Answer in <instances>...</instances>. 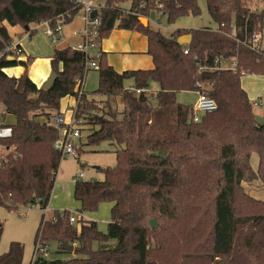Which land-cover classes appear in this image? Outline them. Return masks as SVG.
Masks as SVG:
<instances>
[{
    "label": "trees",
    "instance_id": "obj_1",
    "mask_svg": "<svg viewBox=\"0 0 264 264\" xmlns=\"http://www.w3.org/2000/svg\"><path fill=\"white\" fill-rule=\"evenodd\" d=\"M145 1L147 6L139 8L141 0H109L101 12L97 44L116 27L140 31L147 37L154 65L119 71L101 50L94 93L106 99L97 102L82 89L90 69L84 53L72 46L54 50L51 66L58 75L50 89L38 87L29 76L30 58L10 59L2 54L12 43L4 22L29 27L48 21L56 26L61 15H65L64 24L71 22L79 7L72 0H0V105L16 118L11 133L0 136V205L13 210L31 204L41 209L48 206L63 157L54 147L59 130L47 121L61 112L65 97L74 96L80 129L90 130L81 152L85 144L106 142L116 155V164L107 168L106 180L76 181L80 226L70 222L72 212L67 209L56 212V220L42 215L35 238V264H264V200L244 186L255 180L264 186V124L258 122L255 105L241 83L243 75H264V49L244 42L246 36L262 29L264 10L252 11L248 0H206L215 29L177 28L167 36L144 25L137 13L123 14L117 4L129 2L147 16L162 4L172 22L182 15L198 14L199 0ZM233 23L236 36L229 35ZM185 33L191 34V41L181 44L178 37ZM221 57H235L236 69H211ZM18 64L25 67L20 76L5 71ZM203 65L207 69H201ZM152 81L158 83L154 96L147 91ZM199 84L208 85L219 106L195 120L193 105L179 102L177 93L198 91ZM230 95L234 106L247 115L250 134H239L234 143L227 144L222 113L223 100L228 101ZM117 96L124 105L123 118L111 106ZM231 115L232 120H243L234 110ZM199 146H216L218 153L205 156ZM254 152L259 156L256 169L251 162ZM191 160L215 163L218 184L186 182L197 175L190 166H182ZM102 202L112 203L106 231L95 220L83 218V213L96 211ZM151 219L156 220L155 227ZM1 231L0 224V236ZM110 239H116V244L110 245ZM53 241L75 244L79 256L45 259L42 250ZM23 254L22 243L12 242L0 256V264H22Z\"/></svg>",
    "mask_w": 264,
    "mask_h": 264
},
{
    "label": "rangeland",
    "instance_id": "obj_2",
    "mask_svg": "<svg viewBox=\"0 0 264 264\" xmlns=\"http://www.w3.org/2000/svg\"><path fill=\"white\" fill-rule=\"evenodd\" d=\"M248 6L257 13L264 10L263 0H248ZM125 5H129V2ZM200 12L198 14H188L176 17L174 21L170 22L166 15H162L159 19H150V26L156 30H160L163 34L169 36L177 29H198L203 27H210L215 29L217 27L209 14L206 0H199ZM81 12H79L71 22L65 23L61 26L60 32H56L53 35L47 34L48 25L44 22L31 23L29 29L34 30L32 36L29 35V31L26 30L21 24L11 25L7 27L12 35L14 44L20 42L21 46L25 50V53L32 57V61L29 63L28 74L38 80V83L42 86L48 77L52 73L50 56H53L56 48H61L66 45L74 46L77 42L82 40L80 31L85 29V22L80 18ZM6 25V24H5ZM262 40L261 47L264 49V23L261 29ZM22 55L17 56L18 59L22 58ZM108 59V57H107ZM109 61V59H108ZM119 63V61L117 60ZM119 65H121L119 63ZM16 73H20L23 70V65L18 64L6 68ZM49 70V75L44 81L39 78L40 73H44ZM14 76V75H12ZM242 86L246 89L250 99L252 97L263 96V104H258V107H254L256 115L264 114V75L246 74L241 79ZM99 85V71L98 69L91 68L85 77L84 89L90 99H94L97 102L106 99V96L95 94L94 91ZM158 89V83L152 81L150 87L147 89L150 96H154ZM199 97V92L192 90H184L177 93V100L181 103L194 105ZM154 101V97H151ZM258 99V97L256 98ZM73 100V99H72ZM67 99L62 100L61 109H64L67 105ZM75 102V101H74ZM75 104V103H74ZM101 106L103 104H100ZM114 110L118 112V117H124V105L120 97L114 98V102L111 103ZM2 105H0L1 113ZM62 111V110H61ZM65 112V111H62ZM69 114V113H68ZM201 114V113H200ZM202 115V114H201ZM68 115H66L67 117ZM264 117V116H262ZM0 118H2L0 114ZM68 118V117H67ZM9 120L10 118H6ZM83 141L85 142L90 130L85 128L83 130ZM252 161L254 167L258 166L257 155L253 156ZM60 169L55 184V191L48 204L51 211L40 209L39 204L29 205L27 207L21 206L18 210L9 209L4 205H0V224L2 225V231L0 236V256L8 251L12 242H20L24 248L22 264H35V258L33 254L35 252V238L39 228L42 213L46 214V218H52V214L62 211L70 210L76 216L79 215L80 206L77 204V200L74 196L75 173L82 172L85 177L84 180H106L110 174L107 170L108 167H113L116 164V155L109 148L108 143H103L100 146H90L88 144L83 145L82 154L80 159L73 157H63L60 163ZM99 167V168H97ZM75 183V184H74ZM245 189L255 196L256 198L264 200V186L260 180L252 182H244ZM112 204L111 202H102L98 209L94 212L83 213L84 219L95 220L98 222V227L102 231L107 230L108 221L111 218ZM227 215L224 217L226 220ZM76 226H80L79 221H75ZM116 239H110L109 244H116ZM78 245V244H76ZM62 244L53 241L49 243L48 249L44 250L42 256L48 260H68L78 257L74 250H65ZM95 249L98 248V244L95 243Z\"/></svg>",
    "mask_w": 264,
    "mask_h": 264
},
{
    "label": "crops",
    "instance_id": "obj_3",
    "mask_svg": "<svg viewBox=\"0 0 264 264\" xmlns=\"http://www.w3.org/2000/svg\"><path fill=\"white\" fill-rule=\"evenodd\" d=\"M143 17H145L147 19V23L149 24L150 20L148 19L147 15L141 16L140 17L141 21H142ZM4 24H6V27H7V25L9 23L4 22ZM25 28H26V30L29 31V35L32 36L33 35V33H31L32 30H30L29 27H25ZM7 29H8V27H7ZM8 31H9V29H8ZM10 35H11V33H10ZM11 37H12V35H11ZM12 43H14L13 38H12ZM15 44H20V42H17ZM20 46H21V44H20ZM98 47H99L100 51L102 50L104 52H107V57L109 59V63L111 65H113L119 71H123L126 69L152 68L154 65L151 55H149L147 52V50H148L147 37L144 33L137 31V30L116 27L113 29V31L111 32V34L108 37L102 39L101 44ZM19 55L23 56L22 58H24V59H22V60H24V61L29 60V58L31 59V61L33 60L29 54L25 53V50L23 49V47H22V53L21 54L14 52L11 55H9V58H15ZM51 57L52 56L49 57V60H51ZM117 60L119 61V63L121 65H119ZM28 67H29V64H28ZM24 69H25V67L23 66L22 72H20V73L18 72L16 74H14V72L10 71L11 69L7 70L5 68V71L11 76L14 75V76L18 77L24 72ZM48 75H49V70H47L44 73H40L39 78L46 80ZM30 77L38 85V87H43V85L41 86L38 83L37 79L33 78L32 76H30ZM84 82H85V79H84L83 85H82L83 88H84ZM131 83H132V81H130L129 85ZM195 92H197V91H195ZM257 97H258V99H256ZM257 97H255V96L252 97V101H253V104L258 107L259 103L263 104V96L258 95ZM64 99L68 100L66 107L64 109H61L62 111H65V112L61 111V112H55L53 114L63 113L65 116L68 115L67 116L68 118L67 117L66 118H67V120H69L73 117V115L75 113L77 99L74 96H67ZM223 105H224V110H225L224 113H222V118H224V120L222 122L223 141L226 142L227 144L228 143L232 144V143H234L235 139L239 136V134H243L244 136L250 134L249 133V119H248L247 115H245L241 110L237 109L234 106L232 95H230V97L228 98V101H227V98L225 97V99L223 100ZM233 110L237 114H239L240 117L243 118V120L241 122H239L237 119L232 120L228 117V115H231V111H233ZM0 114L2 116V118H0V136L9 135L11 133V125L15 123L16 118L12 114H9V113L6 114L3 106L1 108ZM260 116L262 117V116H264V114H262ZM7 117L10 119L7 120L6 119ZM44 118L45 117H40V119H44ZM227 120H228V122H226ZM47 123L49 124L48 121H47ZM59 136H60V131H59ZM198 150H199V153L204 154L205 156H216L218 153V149L216 146H199ZM204 150L206 151L205 153L203 152ZM81 154H82V152H81ZM255 155H257L258 162H259L258 154L256 152H254L252 154V158H251L252 165L254 164L252 159H253V156H255ZM77 159H80V157ZM182 166H186V168H187V166H190V168L193 169L194 172H197V175L193 179H185L186 182L214 184V185L218 184L219 179H218L215 163H212V162L211 163H204L201 161L191 160V161H183ZM253 167H254V165H253ZM97 168H99V167H97ZM59 169H60V166H59ZM59 169L56 173V180L58 177ZM79 173L80 172L75 173V175H74L73 181L75 183L79 179ZM84 177H85V175H84ZM55 184H56V181H55ZM55 187L56 186H54L53 193L55 191ZM74 189H75V187H74ZM53 193H52V196H53ZM52 196H51V198H52ZM49 203H50V201H49ZM77 204H79V206H80L79 201H77ZM31 205H34V204H31ZM25 207H27V206H25ZM40 209H41V207H40ZM45 209L47 210V212L51 211V209L48 206ZM45 209H43V210L45 211ZM42 215H43V213H42ZM52 217H56L55 213L52 214ZM45 218H46V214H45ZM83 218H84V216H83ZM97 224H98V222H97ZM74 247H75V244H74ZM33 258H35V252L33 254Z\"/></svg>",
    "mask_w": 264,
    "mask_h": 264
},
{
    "label": "built area",
    "instance_id": "obj_4",
    "mask_svg": "<svg viewBox=\"0 0 264 264\" xmlns=\"http://www.w3.org/2000/svg\"><path fill=\"white\" fill-rule=\"evenodd\" d=\"M76 7H79L80 18L83 19L85 22V29L81 30V37L82 40L77 42L74 46H72L73 49L81 51L85 55V64L86 67L91 68H98V59L100 57V50L97 44V37L99 34V28L102 23V15L101 12L107 8L109 4V0H72ZM120 10L123 14L128 13H137L141 16H146L143 14H140L138 10H135L131 3L129 5L125 4H117ZM147 6L145 0H141L139 4V8H145ZM96 11L97 15L95 17L92 16V13ZM77 13V14H78ZM76 14V15H77ZM75 15V16H76ZM162 15H164L163 12V6L162 4H157L154 9L152 10V13L148 15V19L156 18L159 19ZM64 16L61 15L59 17V20L57 21L56 26L50 25L48 21H45L48 25L47 28V34L53 35L56 32H60L61 26L64 24ZM68 16H71L70 13H68ZM223 25V24H222ZM231 36H236V26L234 23L231 25V32L229 33ZM262 40V34L261 30H258L250 36H246L244 39V42L254 48L261 47L260 43ZM185 53L188 52V48H186ZM17 52L18 54L22 53V47L20 44H14L11 43L7 45L2 54H8L11 55L12 53ZM237 67V60L235 57H229V58H218L215 60L214 66L211 67V69H231L235 70ZM201 69H207L206 65L201 66ZM201 88L197 92H199V97L197 99V102L193 105V110L195 112V120H198L200 118V113L205 111H214L218 109V102L217 100L210 95L207 84H199ZM129 90H135L137 93L140 92V89H134L133 87H128ZM83 89V86H82ZM82 93V90L80 91V94ZM49 124L56 126L60 131V136L56 139L54 143V147L61 152L62 157H73V158H79L81 155V149H82V143L78 142L83 141V133L80 129V124L82 122L81 119H78L75 116V113L73 117L69 120H67L66 116L63 113H56L52 114L50 118L48 119ZM84 177V173H79V179H82ZM78 216L75 214L70 215V222L75 223L77 221ZM53 220H56V217H53ZM44 250H42L43 252Z\"/></svg>",
    "mask_w": 264,
    "mask_h": 264
},
{
    "label": "water",
    "instance_id": "obj_5",
    "mask_svg": "<svg viewBox=\"0 0 264 264\" xmlns=\"http://www.w3.org/2000/svg\"><path fill=\"white\" fill-rule=\"evenodd\" d=\"M96 15H97V12L94 11L92 13V16L95 17ZM142 21H143V23L145 25L148 24L147 23V19L145 17L142 18ZM26 27H28V26H26ZM190 41H191V34H189V33H185V34H183V35L178 37V42L181 43V44L189 43ZM10 59H13V58H10ZM57 75L58 74L56 72H52L51 75L46 80V82L43 84V88L50 89L53 86L54 81L57 78ZM256 118H257V120H258V122L260 124H264V118L263 117L257 115ZM29 134H30V131L26 132L25 139L28 138ZM156 155H159V154H156ZM156 224H157L156 220L155 219H151L152 227H155ZM62 248L65 249V250H73L74 249V245L63 242L62 243Z\"/></svg>",
    "mask_w": 264,
    "mask_h": 264
}]
</instances>
